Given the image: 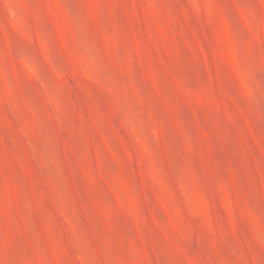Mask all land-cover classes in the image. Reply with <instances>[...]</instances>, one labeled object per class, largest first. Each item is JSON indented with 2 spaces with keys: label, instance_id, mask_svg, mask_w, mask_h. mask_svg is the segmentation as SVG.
<instances>
[{
  "label": "rangeland",
  "instance_id": "obj_1",
  "mask_svg": "<svg viewBox=\"0 0 264 264\" xmlns=\"http://www.w3.org/2000/svg\"><path fill=\"white\" fill-rule=\"evenodd\" d=\"M0 264H264V0H0Z\"/></svg>",
  "mask_w": 264,
  "mask_h": 264
}]
</instances>
